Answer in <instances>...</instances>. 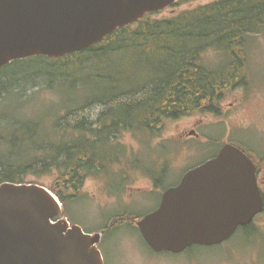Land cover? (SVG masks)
Wrapping results in <instances>:
<instances>
[{"label": "trees", "instance_id": "16d2710c", "mask_svg": "<svg viewBox=\"0 0 264 264\" xmlns=\"http://www.w3.org/2000/svg\"><path fill=\"white\" fill-rule=\"evenodd\" d=\"M251 7L264 12V1L220 0L167 17L147 16L65 59L34 58L3 69L0 184L50 180L66 210L85 199L90 178L127 152L119 140L123 134H156L184 117L219 116L226 96L243 86V62L214 64L208 55L233 57L243 46V12ZM39 91L75 96L63 97L62 107L49 105L57 113L43 120L32 112L19 119L1 114L12 99L22 105ZM94 106L104 110L91 121L83 114ZM253 229L254 223L243 235L250 238Z\"/></svg>", "mask_w": 264, "mask_h": 264}, {"label": "water", "instance_id": "95a60500", "mask_svg": "<svg viewBox=\"0 0 264 264\" xmlns=\"http://www.w3.org/2000/svg\"><path fill=\"white\" fill-rule=\"evenodd\" d=\"M181 0H0V71L17 61L61 59L92 48ZM263 211L255 168L237 148L185 175L138 227L155 252L228 240ZM39 185L0 186V264H103L100 235L70 226Z\"/></svg>", "mask_w": 264, "mask_h": 264}, {"label": "rangeland", "instance_id": "374dc122", "mask_svg": "<svg viewBox=\"0 0 264 264\" xmlns=\"http://www.w3.org/2000/svg\"><path fill=\"white\" fill-rule=\"evenodd\" d=\"M215 1L193 0L183 4L179 10ZM171 14L172 12H166L160 18ZM250 39L259 41L256 57L250 58L247 67L244 64L243 68L245 76L251 80L253 76L251 88L249 89V84L247 88H240L228 95L222 106L221 118L194 116L168 122L163 131L152 139L145 133H141V136L123 134L119 140L127 150V155L120 158L116 168L99 170L98 176L107 171L105 176H101L102 180L90 178L86 182L83 190L86 200L74 201L68 205V218L72 224L81 226L86 232L97 233L102 231L109 218L117 214L139 215L140 219L158 207L164 191L178 184L185 172L216 156L225 143H244L249 146L256 144L259 138L253 133H243V123L254 122L259 110L263 114L258 115L256 122L264 123V108L262 102L259 105L258 88L264 86V36ZM208 59L217 63L219 61L214 54L208 55ZM249 64L251 68L248 67ZM56 89L60 90L61 87L57 86ZM243 94L250 104L244 115L243 105L241 106ZM73 96L75 95L69 92H62L59 96L39 91L22 105L15 98L12 99L1 114L14 115L19 119L32 112L36 113L37 119L43 120L46 114L57 113L49 105L62 107L64 103L61 99ZM235 101L240 103L241 111L236 106L232 107ZM103 110L101 106H94L87 109L83 116L95 121ZM63 115L64 113L59 114ZM192 131L199 134L197 140L189 139L188 134ZM257 135L264 139L262 130L259 129ZM101 151L102 148L100 154ZM121 172L127 175L124 176ZM28 179L33 180L32 177ZM49 181L46 180L47 185L50 184ZM128 218L124 225L122 221L104 243L100 244L104 264H264V214L256 219L253 236L248 239L244 235H237L221 246L195 247L182 254L153 252L144 244L140 234L132 227L133 221L129 222Z\"/></svg>", "mask_w": 264, "mask_h": 264}, {"label": "flooded vegetation", "instance_id": "af4514ba", "mask_svg": "<svg viewBox=\"0 0 264 264\" xmlns=\"http://www.w3.org/2000/svg\"><path fill=\"white\" fill-rule=\"evenodd\" d=\"M244 1H248V0H243V2ZM259 1H264V0H259ZM251 9H252L250 11L251 13H249L248 11L243 12V24L244 25L248 24L243 28V67L245 64V68L247 67L250 58H252L253 56L256 57L257 45L259 42L257 39L251 40L250 37L257 38L259 36H264V12L262 10L253 7H251ZM249 66L250 64L248 65V67ZM248 78L249 77L245 75L243 76V89L247 88L249 84H250L249 86L250 89L251 85L254 83V81L251 80L250 78L248 81ZM249 89L247 96L249 95ZM259 92H260L259 105L261 106V102H262V106L264 108V86H260ZM236 104L232 105V107L237 106ZM248 106H250V104L248 103V99L247 97L244 98V94H243V115L246 114V110ZM260 113L261 115L263 114L262 110H259L256 113L257 114L256 120L258 115H260ZM256 120L252 123L251 122L243 123V133H253L259 138V140L256 141V144H253L251 146L243 143V152L247 154V156L253 161L256 167L257 181L264 199V139L257 135V131L259 129L262 130L264 133V123L260 124L256 122ZM188 135H190L189 138L198 137V134L195 133V131L190 132Z\"/></svg>", "mask_w": 264, "mask_h": 264}, {"label": "bare ground", "instance_id": "6f19581e", "mask_svg": "<svg viewBox=\"0 0 264 264\" xmlns=\"http://www.w3.org/2000/svg\"><path fill=\"white\" fill-rule=\"evenodd\" d=\"M263 27V26H262ZM257 31V30H256ZM262 31V30H261ZM251 34V33H250ZM245 38V37H244Z\"/></svg>", "mask_w": 264, "mask_h": 264}]
</instances>
